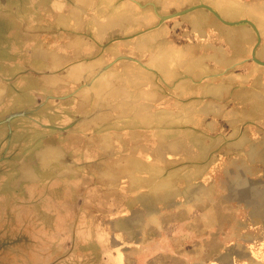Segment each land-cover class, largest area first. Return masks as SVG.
<instances>
[{
	"label": "crops",
	"instance_id": "0c3cea01",
	"mask_svg": "<svg viewBox=\"0 0 264 264\" xmlns=\"http://www.w3.org/2000/svg\"><path fill=\"white\" fill-rule=\"evenodd\" d=\"M262 127L264 0H0V252L36 257L13 264L143 237Z\"/></svg>",
	"mask_w": 264,
	"mask_h": 264
},
{
	"label": "rangeland",
	"instance_id": "374dc122",
	"mask_svg": "<svg viewBox=\"0 0 264 264\" xmlns=\"http://www.w3.org/2000/svg\"><path fill=\"white\" fill-rule=\"evenodd\" d=\"M251 138H256V142H245L237 161L231 155L223 162L221 154L226 150H219L214 171L199 175L196 185H191L197 189L183 191L181 203L170 207L167 212L170 221L159 225L134 223L143 237L131 241L118 236L114 247L98 246L100 253H95L98 248L93 237L65 239L67 251L55 254L53 264H221L228 256L230 260H238L237 253H228L234 247L240 251L248 248L251 256L264 261V150L261 158L257 156L259 152L253 153L264 149V127L261 136ZM34 239L39 245L46 241ZM5 241L8 246L16 244V238L9 235ZM21 258L34 262L36 257L0 252V264H13Z\"/></svg>",
	"mask_w": 264,
	"mask_h": 264
}]
</instances>
